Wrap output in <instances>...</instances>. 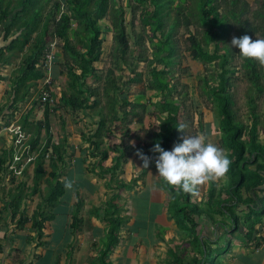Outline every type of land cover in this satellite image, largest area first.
Listing matches in <instances>:
<instances>
[{"label":"trees","instance_id":"obj_1","mask_svg":"<svg viewBox=\"0 0 264 264\" xmlns=\"http://www.w3.org/2000/svg\"><path fill=\"white\" fill-rule=\"evenodd\" d=\"M12 1L16 2L14 7L18 9L12 14L10 23L5 26V37L10 34L15 35L17 33V35L1 48L0 64H8L12 54H18L25 47L29 49L31 42H34V48L30 54L24 57L23 62H19V67L13 70L9 77L0 74V80L8 79L11 81L12 104L10 107L16 110L19 102L32 95L33 92L41 93V88L44 89V87L51 89V85L44 84L42 87H38L37 83L39 80H44V76L47 74V68L44 67L43 62L45 55L50 53L52 49L48 45L49 41L51 42L54 38L58 39L61 50L57 54H53L51 65L57 63V66L62 67L61 71L65 70L68 76V92L62 91L60 93V105L70 107L73 110H97L102 94L107 97L108 112L99 111L101 116L97 121L96 130L92 134L93 137L97 138L92 141L96 150H92L91 154L97 157L93 164V171H97V175L108 177L110 180L112 178L109 171L112 172L120 167L135 153L144 154L143 162L145 157L150 159L146 169L158 171L156 159L159 154L153 150L155 143L160 142L165 149H171L174 144L182 142L185 138V129H179L178 126L187 123L184 118L186 103L180 92L174 94L178 81L173 80L175 75L172 72V66L177 62V48L183 47L184 52H187L192 59L205 65L215 61L219 67L216 73L217 80L210 84L205 76L202 77L204 82L202 90L207 95L208 100L216 105L219 127L222 133L221 143L223 147L228 149L227 154L232 161L227 172L230 178L226 189L227 197L216 201L217 209L214 205L207 207L210 210H215V212L219 210L225 218L230 220L228 222L231 224L230 229H224L216 241H224L225 251L226 248L228 249L227 246L232 243L234 232H237L241 225L245 229L243 232L245 240H254L259 243L264 240L263 235L255 236V225L264 216V196L263 198L253 196L256 189L264 184V175L261 174L264 173V145L258 141V126L261 120L258 111H256L259 107V98L264 94V63H260L255 58L243 57L239 53L237 55L240 61L236 66L233 64L235 51L228 39L235 27L234 36L248 34L253 39L264 38V0L254 1L258 5H262L260 7L262 10L255 12L256 16L261 18L262 23L249 18L250 12H248L249 6L246 0H191L197 9L193 18L185 13L183 4L187 0H125V2L124 0H121L122 2L119 0H64L69 12L62 10L61 0H53L51 6L48 3L50 0H1V3H7V5L0 12V20H8L12 11L9 5ZM222 4L225 5L223 10ZM127 8L134 17L137 10L140 9V22L143 29L141 33L144 38L141 33L137 32L134 20H127ZM173 11L174 15L172 16L171 12ZM108 15H111L113 19L111 24L115 42L110 56L115 57L116 66L124 73H120L119 78H117L113 69L109 68L105 75V87L100 90V85L96 82L101 78V70L95 66V62L101 61L105 52L104 37L99 21ZM195 22H197L196 25ZM181 27H184L188 32L184 39L178 38L176 34ZM200 27L202 30L198 31ZM259 30H261V36L256 37L255 34ZM35 34L36 36L33 37ZM132 38H134L133 43L131 42ZM73 40H75L74 43ZM210 45L213 46L212 49H209ZM149 49L152 50L150 59L148 57ZM4 51L11 54L5 55ZM128 56L130 59L134 56L135 60L130 61ZM136 61L151 63L147 88L160 95L159 108L167 114L159 125V131L154 130L143 135L142 128L131 129L129 124L133 122L142 124L144 121L147 107L146 103L140 100L144 95V90L134 100L119 95L124 93L125 85L131 87L133 84L143 81L142 73L136 71ZM126 68H129L132 74H125ZM238 70L242 72V79L248 81L254 89L248 95L250 108V123L248 124L239 119L235 112L233 95L234 81L238 78ZM39 97L34 100L31 108L22 118L21 125L30 134L31 149L36 150V152L40 150L33 162L35 164L33 181L36 185L33 192H37V187L45 175L53 182L51 190L45 197L47 208L37 210L34 214V224L40 228L46 220L52 218V213L47 212L46 209L49 211L55 206L58 199L65 193V187L61 180L62 173L60 170L62 168L55 167L53 164L55 162L54 153L59 160H63L62 153L64 152L61 149L62 145L52 143L50 115L55 107L53 109L48 104H44L43 121L30 119L32 118L30 114L33 113L35 106L40 104ZM190 103L193 105V110L199 115L198 128L201 127L200 130H202V111L196 96L191 98ZM108 117L115 124L114 128L120 131V142L111 146L112 151L117 152L113 154L114 164L110 166V169L106 168L101 171L102 163L109 157L108 150L101 147L103 143L101 138L104 133L108 136H115V129L113 130L108 126ZM123 123L126 125L122 126ZM42 127L45 128L46 133V141L43 146H41ZM52 146L54 151L50 152L53 154L47 156L51 161L52 169L47 171L44 166L46 153ZM12 151V144L1 149L0 171L8 170L7 163L12 157ZM98 165L100 166L99 169ZM250 165H254V167L251 168ZM48 180L46 177L47 184ZM162 181L163 189L170 194L168 209H172L173 217L174 215L178 217L175 220L181 229L185 228V230L188 229L192 232L196 246L199 248L198 254L200 253V255L189 260L176 254L171 258L172 264H209V262L215 261L216 259H213L208 246L207 249L204 248L203 242L198 237L199 234L201 235V229L197 230L196 228L200 224V217L203 214H208V210L204 212L200 207L201 203L191 201L193 192H185L178 186L167 183L163 178ZM107 185L116 191L113 196L117 200L120 198L118 195H121L125 188L132 187V185H127L124 182L113 187L109 181ZM242 188L248 192V196H241ZM214 191L215 185L211 183V197L214 195ZM10 198L11 200L7 203L8 206H11L12 218H14L25 199V188L22 187L17 194ZM257 200L261 205L253 206ZM81 204L82 201L79 200L77 207H80ZM240 205L246 206L248 209L243 218L237 215L235 211V208ZM117 210L115 208L114 211V214L117 213V215L105 217V221L110 227L107 231L104 248L99 255L100 264H113L107 256L118 244L119 230L129 219L128 215L122 216ZM22 213L24 214V209H22ZM211 217L214 220L213 216ZM72 218L73 220L78 219L76 211ZM26 220L28 217L19 216L17 222L24 223ZM214 221L216 222V220ZM188 223L191 226H188ZM220 253L221 251L217 252V255ZM167 264H169V260H167Z\"/></svg>","mask_w":264,"mask_h":264},{"label":"rangeland","instance_id":"obj_2","mask_svg":"<svg viewBox=\"0 0 264 264\" xmlns=\"http://www.w3.org/2000/svg\"><path fill=\"white\" fill-rule=\"evenodd\" d=\"M53 0H50L49 6H51ZM121 1V0H119ZM248 1V12L249 13V18L254 19L255 22L262 23L261 18H258L256 16V11L257 10H262L260 6L255 3L254 1L258 0H246ZM261 1V0H259ZM62 2V10H67V6H65L64 0H61ZM122 2V1H121ZM125 2V0H124ZM125 5V4H124ZM123 5V6H124ZM184 7H185V13L190 16V18H193L195 16L194 13H196L197 9L194 7V4L191 3V0H187L184 2ZM225 5H221L222 10ZM126 17L127 20H134L135 28L137 29L138 33H141L143 31L142 29V23L140 22V9L137 10V14H135V17L133 16V13L129 11V9H126ZM32 13V11H31ZM33 15V14H32ZM171 15H174V11L171 12ZM112 16L108 15L105 18L101 19L99 21V24L101 25L102 28V36L104 37V42H103V47H104V56L101 61L95 62V66L101 70V78L97 80L96 83L100 85V90H103L105 87V75L107 73V70L109 68H112L113 71L115 72V75L117 78H119L120 73L122 72L115 64V57L110 56L112 53V48H114V31L112 28ZM169 22V21H168ZM197 22H195V25ZM193 29V26H192ZM202 30L200 27L198 31ZM236 32V27L232 34L230 35L229 39V44L233 45L231 43L232 38L234 37V34ZM148 33V31H147ZM177 37L184 39L186 35H188L187 30L184 27H181L177 30L176 32ZM142 37L144 36L141 33ZM256 37L261 36V30L257 32ZM33 35V37H35ZM144 38V37H143ZM134 38L131 39V42L133 43ZM33 41V40H32ZM73 43L75 40L72 41ZM147 44H149V41H147ZM52 49L51 53L57 54V52H60L61 46L58 41V39L54 38L52 41H49L48 44ZM181 45V44H179ZM212 45L209 46V49H212ZM27 52H25V49H23L21 52L18 53V56H14L13 58L15 60L22 61L24 60V57H26L28 54H30L34 48V42H31L30 47H28ZM232 48V47H231ZM234 48V49H233ZM233 50L235 51L234 54V59H233V64L237 66L239 63L240 59L238 57L240 49L238 46L233 45ZM151 49L148 50V57L149 59L152 57L151 56ZM133 52V51H132ZM134 55H136L133 52ZM177 54L178 56L176 57L177 62L173 64L172 66V72L175 75V78L173 79L174 81H178L177 83V88L174 90V94L181 93L182 99L186 103V112L184 114V118L187 120L186 123V129H185V137L190 135V134H197V133H203L207 135V138L210 142L218 145L219 147L223 148L228 151L225 147L222 146L221 143V130L219 127V116L217 113V108L214 103H212L210 100H208L207 95L203 92L202 90V85H203V80L202 77H206L208 83L212 84L216 82L217 76L216 73L219 69V67L216 65V62H212L209 64H203L197 60L192 59L187 52H184L183 47H178L177 48ZM238 54V55H237ZM130 59V56H128ZM17 58V59H16ZM135 60L134 56L133 58L130 59V61ZM158 67H161V65H158ZM52 72L55 69L57 71V75L55 76V80H53L52 85H51V91L52 95L55 99V110L52 111L50 115V132L52 134V143L53 144H59L62 145L61 149L64 151L62 153V158L63 160H59L56 157V153H54L55 157V167L58 166L62 168L60 170L61 174V179L65 181L69 180V173L70 167L72 165H75V162H73L74 158L76 155H79L78 159L80 161H84L85 165V174L88 175L89 182H85L87 184L91 183L92 187H97L96 191L94 189H83L84 192H86V195H89L91 192L92 195H98V199L102 201L104 199V196L101 195L102 189H105L106 191V196H107V201L106 205H103V210L99 208L98 210L101 211V213H106L105 217H110V215H117V213L114 214L115 208H117L118 212L121 214L126 213L125 210H133L135 211H140L143 215L146 214L145 210L147 207H150L149 213L154 214L156 211L161 208V203L156 199L158 197V191H153L154 189L145 179L143 181V184L140 185L138 189V206H136L137 209H133L134 206L131 203V193L134 191H137L135 188L138 184V177H135L132 174L133 167L138 164V160L143 156L139 153L133 154L131 157H129L126 162L122 163L120 167H117L114 169V171L110 172L109 174L111 175L112 180H110L108 177L105 176H99L97 175V171H93V168H91V165L95 163V160L97 157L92 156L91 151L96 150L94 148V144L92 141L94 139H97L96 137H93L92 134L95 132L97 128V121L99 120L101 114L99 111L101 110L102 112H108V106L106 104L108 103L107 97L102 94L99 106L97 110H73L70 107H66L63 105H60L59 103V95L62 91H67V85H68V76L65 70L61 71L60 66H57V63L54 64L52 63L51 65ZM150 69H151V63L148 61H136V71H140L142 73V78L143 81L137 84H133L131 87L130 86H124V93L119 94L120 96H126L131 100H134L137 96H139L142 91L144 90V95L140 99L142 102L146 103L147 111L145 112V118L142 124H139L137 122H133L132 124H129V127L131 129L135 128H142V135L146 132H153L154 130L159 131L160 130V123L165 119L167 116L166 112H163L158 105V101L160 99V95H157L156 92L152 89L147 88L149 79H150ZM60 71V72H59ZM59 72V73H58ZM125 74H132L130 73V69L126 68L125 69ZM238 78L235 80L234 84V95L233 99L235 101V112L236 115L244 121L245 123H250V117H249V103H248V95L249 93L251 94L254 89L250 86L251 84L246 81L245 79H242V72L238 70L237 72ZM125 77V76H124ZM0 83H3V85H7L9 93H7V103L9 102V97L10 95V90L9 84L10 81L8 79H5L4 81H0ZM95 83V82H94ZM119 83V80H118ZM32 91V90H31ZM255 93L253 94V96ZM40 96V93L38 92H33L32 95L28 96L26 98V101H20L18 107L19 110H23L24 108L30 107V104L34 102L38 97ZM198 99V105L200 107V110L202 111V130L198 128V118L199 115L193 110L191 105V98L195 97ZM40 98V97H39ZM5 102H3L4 104ZM40 103V101H39ZM259 107H258V113H259V118L261 120L260 125L258 126V131H260V139L264 143V94L261 95V98H259ZM5 107V104L4 106ZM101 107V108H100ZM54 109V108H53ZM40 110V111H39ZM43 110H44V104L41 102L38 104L34 112H36V118L34 121H43L44 115H43ZM11 113V112H10ZM9 113V114H10ZM13 114V111H12ZM10 116V115H9ZM110 117V116H109ZM109 117L107 119L108 126L111 129H115V124L109 120ZM118 122V121H117ZM6 124H2L3 126L0 128L2 131L6 130ZM126 125V123L121 124ZM116 131V132H115ZM7 132V130H6ZM114 135L115 136H108L104 133L102 136L103 143L101 144L102 148H106L109 153V157L104 160L102 163V169H110V166L114 164V159H113V154H116L117 152L112 151V145L114 143H119V134L120 131L115 129L114 130ZM46 133H45V128H41V146L45 144L46 141ZM246 138V137H245ZM50 151L53 150V146L49 149V155L53 154ZM53 158V157H52ZM54 159V158H53ZM130 162V163H129ZM140 163L144 165L143 160H140ZM34 163L29 165L28 168H26L23 172L16 174V173H11L10 171H0V174L2 175V179L4 181H8L9 186L8 189L5 191L10 192L12 195H15L19 192V190L24 187L25 188V199L23 200V209H28L29 206L31 207L30 202L33 201L32 196H34L33 189L36 187L33 181V174H34ZM109 165V166H108ZM45 168L47 171H50L52 169V164L51 161H49V157L47 158L46 156V162H45ZM99 169V165L97 166ZM251 168L254 167V165H250ZM113 174V176H112ZM13 176V177H12ZM158 176V182L160 183L159 185L163 186V181L162 177ZM47 180L49 179L48 176ZM43 177V178H44ZM140 177V176H139ZM92 179V180H91ZM136 179V181H134ZM91 180V182H90ZM112 184L113 187H116L120 182H124L127 185H132L131 188H125L124 192L121 195H118L120 198L115 199L114 198V191L112 188L109 187L108 182ZM63 182V181H62ZM230 182L229 175L226 173L225 176L220 177L216 180H211L208 182H204L201 185L198 186V191L193 192L191 194V201L201 203L200 207L201 209L208 210V214H203L202 217H200L199 222L200 224L196 226L197 230L201 229V235L199 234V239L200 241L203 242L202 245H204V248L207 249L212 253L211 255L213 256V259H216L213 262H209V264H226V252L224 250V241L219 240V242L216 241V238L218 236H221L223 233L224 229H230L231 224L228 222L230 221L229 218H225L224 214H222L219 210L215 212V210H210L208 209V205H214L215 208L217 209L216 201L224 199L227 197L226 189L228 187V184ZM67 183V182H66ZM66 183L64 185L65 187V193L59 200H65L69 201V197L71 196V190L74 188V184L72 183L71 187H67ZM213 183L215 185V191L214 195L211 197L210 196V185ZM78 185H81L78 183ZM126 185V186H127ZM53 186V182L49 179L48 184L46 182V178H44L42 181H40L38 187H37V192L35 196H37V207L35 212L42 208H47L45 205V197L49 193ZM113 192V193H112ZM179 192V191H178ZM260 192L259 189H256V192ZM116 195V194H115ZM128 195V196H127ZM117 196V195H116ZM153 197V199L151 198ZM241 196L246 197L248 196V192L245 189H241ZM117 198V197H116ZM57 201V202H58ZM112 204V205H110ZM115 204V205H114ZM132 204V205H131ZM257 204H253V206H256ZM64 203L60 204V207H63ZM22 207V205H21ZM59 208V207H56ZM106 212H105V210ZM103 211V212H102ZM169 214L173 217V214L171 213L172 209H168ZM235 211L237 215L241 216L243 218L247 212L248 209L246 206L240 205L238 208H235ZM173 212V211H172ZM258 213V211H256ZM111 213V214H109ZM35 214V213H34ZM33 214V217H34ZM128 215V214H127ZM213 216L214 220H212ZM123 216V215H122ZM176 215H174V219H176ZM178 218V217H177ZM140 221L143 219L142 215H139L138 218ZM218 221V222H217ZM224 222V223H221ZM185 223V222H183ZM188 226H191L190 223L187 224ZM244 227L241 225L239 227V230L237 232H234L233 234V239L232 243L235 241H238L243 237V232H244ZM195 238L192 235V232L188 229L185 230L182 229L180 232H177V230L173 233L170 231L167 235L164 237V241L161 245V247H157V251H159V255H161L162 252V257H163V264H167V260H169V264H172V256L174 255H180L183 257V259L189 260L192 257H196L200 255L199 248L196 246ZM219 243V244H218ZM162 248V249H160ZM160 249V250H159ZM167 249V250H166ZM237 249V248H235ZM221 251L220 254L217 255V252ZM165 260V261H164ZM233 264H237L233 262Z\"/></svg>","mask_w":264,"mask_h":264},{"label":"crops","instance_id":"obj_3","mask_svg":"<svg viewBox=\"0 0 264 264\" xmlns=\"http://www.w3.org/2000/svg\"><path fill=\"white\" fill-rule=\"evenodd\" d=\"M15 3L12 1L9 5L12 11L9 14L8 20H0V51L4 45L9 43L12 37L17 35L16 33L15 35L10 34L5 37V26L10 23L12 14L18 9L14 7L16 6ZM6 5L7 3H1L0 0V12H2ZM259 6L262 7V5ZM24 49L27 52V48L25 47ZM4 53L5 55L11 54L6 51ZM14 56H18V54L9 56L12 63L0 64L1 75L9 77L13 70L19 67L20 61L15 60ZM56 72L55 69L53 72L52 68L50 69V85L55 80ZM9 85V88H11V81ZM43 85V80H39L37 86L42 87ZM6 86L0 83V128L3 126V123L6 124L7 122L21 124L22 118L31 108L30 104V107L18 111V107H20L18 105L17 109L13 110L10 107L12 104L11 96L7 103V93L9 91ZM31 90L32 88H30ZM22 101L24 103L26 99ZM3 102H5V107H2L4 106ZM35 113L33 110V113L30 114V117H32L30 119L33 121L36 118ZM260 134V131H258V141L264 145L260 139ZM11 144V134L6 132V130L2 131L0 129V151ZM78 157L79 155H76L73 159L75 165L70 167L69 180L64 182L61 179L64 185L68 181L74 184L69 201L59 200L51 210L49 209L48 211L46 209L47 212L52 213V218L46 220L40 228L34 224L35 217H33L38 204L37 196L35 195L38 193L32 196V199H34L29 203L31 207L29 206L28 209H25L24 214L22 213L24 204H22L17 215L12 218L11 206H8L7 203V201L11 200L12 194L5 191L9 188V186H5L9 185V182L7 180L4 181L0 174V264H100L99 255L104 248L107 231L110 226L105 221V213H101L98 209L101 208L103 210V205H106L107 194L105 189H102L100 192L104 196L102 201L98 199V195H92L91 192H89V195H86L87 191L84 192L83 189H94L96 191L97 187L94 188L91 186V183H85L89 182L90 178L85 174L84 161H80ZM140 160L143 159L139 158L138 164L133 167L132 171V174L139 178L135 188L137 191L131 193L133 209H137L136 206H138L139 200L137 195L138 189L145 179L154 188L152 189L153 191H158L156 199L161 203V208L156 213L150 214L148 210L150 207H147L148 209H144L145 215L140 211L125 210L126 213L122 215L128 214L129 219L119 230L118 244L107 256L113 264H163L162 252L159 255L157 247H161L165 235L170 231L174 233L176 230L177 232L182 230L176 223V220L169 214L170 194L167 190L163 189V186L159 185L160 183L157 181L158 171L146 169L140 163ZM91 168H93V165H91ZM261 174L264 175L263 172ZM78 183L81 185H78ZM259 191L254 193L253 196L255 198H263L264 184L260 186ZM151 198L153 199L152 196ZM79 200L82 201V204L80 207H77ZM62 203H64V206L60 207ZM255 204L261 205L258 203V200ZM75 211L78 219L73 220L72 217ZM139 215H142L143 219L141 221L138 219ZM19 216H26L28 220L24 223H19L17 222ZM255 229L256 237L260 235L264 236V216L255 225ZM227 247L228 249H225L227 254L225 259L226 264H233V262L237 264H264V240L259 243L254 240L247 241L244 237Z\"/></svg>","mask_w":264,"mask_h":264},{"label":"clouds","instance_id":"obj_4","mask_svg":"<svg viewBox=\"0 0 264 264\" xmlns=\"http://www.w3.org/2000/svg\"><path fill=\"white\" fill-rule=\"evenodd\" d=\"M231 43L238 46L243 57L255 58L264 63V38L253 39L251 35L234 36ZM179 129H186L180 124ZM153 150L159 155L156 159L158 175L167 183L178 186L185 192H196L204 182L223 177L231 166V158L226 150L210 142L206 134H190L182 142L165 149L156 142ZM144 156L143 153H141ZM150 159L144 158L147 167ZM71 187V181L66 183Z\"/></svg>","mask_w":264,"mask_h":264},{"label":"built area","instance_id":"obj_5","mask_svg":"<svg viewBox=\"0 0 264 264\" xmlns=\"http://www.w3.org/2000/svg\"><path fill=\"white\" fill-rule=\"evenodd\" d=\"M53 53H47L45 55L44 67L46 69V76H44L43 84H51L50 77V68L52 61ZM40 103L48 104L50 108H53L55 105V99L49 89L44 87L41 88L40 93ZM7 132H9L12 136V157L8 161V170L11 173L19 174L24 171L29 165L33 164L36 159V156L39 154L40 150L36 152V150L31 149L29 138L30 134L22 127L21 124L17 122H9L6 126ZM49 155V150L46 153V156Z\"/></svg>","mask_w":264,"mask_h":264}]
</instances>
